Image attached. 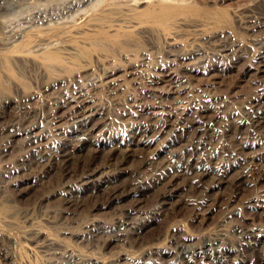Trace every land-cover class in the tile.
Instances as JSON below:
<instances>
[{
  "label": "rangeland",
  "instance_id": "374dc122",
  "mask_svg": "<svg viewBox=\"0 0 264 264\" xmlns=\"http://www.w3.org/2000/svg\"><path fill=\"white\" fill-rule=\"evenodd\" d=\"M71 2L0 0V7L4 6L0 22L9 25L10 19H14L9 25L13 26L11 33H5L0 23V113L4 114L0 129L12 123L25 128L19 124L34 122L38 126L33 131L54 152L56 143L66 139L65 134L73 129L77 118L89 116L92 129L85 140L125 147L126 138L135 139L130 130L132 123L154 122L165 112L172 116L194 104L209 112L224 105L227 111H239L250 95L264 94V59L259 58L258 50L264 32L245 33L236 16L239 8L256 5L255 0H91L76 7ZM135 2L142 3L138 7ZM221 30L244 44L243 57H218L211 45L203 44V37ZM24 39L31 40L33 50L44 43L57 42L64 57L46 61L35 56L28 61L8 63L26 61L28 65L11 70L6 67L8 64L4 66L5 58L18 54L11 50ZM194 47L201 48L203 54L175 55ZM202 55L209 57L204 63L200 61ZM109 70L113 72L106 75ZM76 76L78 80L72 84ZM24 100L26 105H22ZM126 110L132 114L123 115ZM28 115L30 118L20 123ZM29 134H16L12 148L0 159V264H125L127 256L144 259L151 248L168 254L152 253L151 260H144L165 264L163 258L175 253L177 241L186 234L192 238L189 242L199 243L218 232L228 233L225 241L236 251L240 249L237 229L254 230L264 240V154L254 170L258 177L256 187L244 183L241 194L233 200H223L219 195L224 188L215 191L213 198L219 203L224 201V206L216 205L204 217L182 208L181 200L187 193L185 179L180 176L184 180L178 179V190L171 199L172 206L177 205L171 214H180L177 219L170 214L157 215V207L147 205L146 198L139 196L144 212L134 219L138 223L137 233L121 242L112 240L107 246L104 239H87L82 232L94 222L117 224L121 219L117 209L135 202L136 196L121 200L113 208L98 209L85 199L86 204L80 208L64 199L75 202L78 195L84 196L78 181L63 179L61 174L50 178L53 172H44L42 165L26 162L12 177L3 176L9 166L21 168L19 163L30 154L24 145ZM5 137L0 136V147L8 142ZM170 137L166 128L150 145L138 149L135 146L126 166H140L142 158L158 147L163 148ZM217 141L209 140L205 154L215 151ZM256 150L264 152V139ZM168 154L165 151L160 159ZM147 175L141 172V176ZM246 194L259 199L247 203ZM147 216L151 218L148 221L144 219ZM242 253L247 259L245 250ZM248 253L255 256L256 264H264V241L260 251L248 248Z\"/></svg>",
  "mask_w": 264,
  "mask_h": 264
},
{
  "label": "bare ground",
  "instance_id": "6f19581e",
  "mask_svg": "<svg viewBox=\"0 0 264 264\" xmlns=\"http://www.w3.org/2000/svg\"><path fill=\"white\" fill-rule=\"evenodd\" d=\"M90 1L91 0H72L71 6H83L90 3ZM12 2L14 3V1ZM140 3L142 2H135L134 5L139 7ZM255 3L256 5L250 4L246 9L237 8L238 12L236 16L239 18L240 27L245 33L255 34L264 32V0H255ZM1 8L4 9V6L2 5L0 10ZM12 19H10L11 22ZM4 22L6 21L0 23H2L5 33L14 32L12 29L13 26H11L12 28L9 26L11 22H9V25ZM28 27L27 25L24 28ZM19 38H21V36ZM203 38V44H209L214 48L215 56L222 57L233 55L235 59H238L243 57L245 55L244 53H246V48L243 46L244 44L242 45L240 42H237L236 39H232V35L230 37L222 30L207 34ZM56 43L50 41L42 44V46H39L36 50H33L30 45L31 40H20L17 45L15 44V48L11 50L18 54L5 58L4 66L5 64L20 60L28 61L33 57V59H35V56L46 61L63 59L62 47ZM258 50L260 54L259 58L264 59V41L258 42ZM188 51H186L187 53L184 52L175 55L184 57L193 53L200 54L203 52L201 48ZM208 58L209 57L206 55H202L200 61L204 63ZM26 61L14 65L8 64L9 66L6 67L11 68V70L14 68L23 69L24 65L28 66ZM111 72H113V70L107 71L106 75ZM77 80L78 78L76 76L73 78V82L71 80L72 84H75ZM67 83L68 82H65V85H67ZM54 99H56V97ZM26 101L27 100H24L22 105H26ZM245 101V104H243L244 106H242L243 108L239 111H235L236 109H229L227 111L228 108L224 105L221 108L213 110L212 114L209 110L207 111V109L202 108L200 105L194 104L188 107L187 111H177L172 113V116L171 114H167L169 112H165L154 122L146 120L132 123V128L130 130L135 133V139L126 138L123 143L126 144L125 147L122 145L103 143L102 141L85 140L86 133L92 129V118L84 116L77 118L73 129L65 134L66 139L56 143L57 148L53 149L55 150L54 152L49 149L48 144L44 145L40 135L33 131L38 124L34 125V122L25 121L30 118V115H28L20 121V123L23 121L25 122L19 124L24 125V127L26 126L25 128L17 126L18 124L15 126V124L12 123L6 128L0 129V136L5 135L8 138L6 145L0 147V159L5 157L12 148L11 143L14 141L16 134L26 131L30 132L24 143L30 154H28L26 158L23 157V160L19 163L21 168L17 169L9 166L2 174L6 177H12L15 173L21 171L26 162H28L32 165H42V167H44L43 171L48 174L53 172L50 178H53L57 174H61L63 179H75L82 186V193H85L84 196L81 197L78 195L75 202L68 198L64 199L67 201V204L75 203L79 205L80 208L82 205L86 204L84 202L86 201L85 199H87V202H90L94 208L96 207V209H98L102 207L113 208L121 200L136 196L134 199L135 202L132 201L117 209V211L121 213V219L117 224L109 226L94 222L89 226L88 230L85 228L87 231L82 232L84 235L83 237L87 239H104L106 245L109 246V242L112 240L121 242L124 241L125 238L132 237L133 233H137L138 223L134 222V219L138 217L136 216L138 213L144 212V207L140 206L139 196H144L146 198L147 205L154 204L157 207V210L154 212L157 215L170 214V217L172 215V218L175 216L177 219L180 214H171L175 207H177V205L172 206L171 199L176 195L178 190V179H181L179 176L185 179H181V182L184 180L183 186L187 193L184 199L181 200L183 203L181 206L188 210L191 209L196 216L203 215L204 217V214L207 211H211L216 205L220 207L224 206L221 204L224 201L219 203V201L217 202V200L213 198L214 192L217 190L224 188V192H220L219 195L223 197V200L225 198L233 200V198H237L241 194L240 192L243 189L242 185L244 183L250 182L256 187L258 177H256L254 170L258 169L259 160L263 158L264 154V152L261 153V150H256V146L264 139V94L263 96L259 94L250 95ZM54 103H57L56 100H54ZM127 114H132V111L126 110L123 113V115ZM3 115L0 113V120L3 119ZM166 128L171 137L169 141L164 144V147H158L149 152L147 156L138 162L141 163L140 166L128 168L126 165L132 158V148L136 146V149H138L140 148L138 146L150 145L156 136L160 134V131ZM215 139H218L216 142L218 145L217 148L211 154H205L204 150L206 146L210 144L209 140ZM104 146L108 149L103 148ZM165 151L169 154L160 159V155L165 153ZM232 171L234 172L230 175ZM141 172H147L148 175L141 176ZM260 187L261 186H259V188ZM184 188L181 187L180 190H184ZM262 191H264V188ZM246 195H248L246 198L247 203L257 202L259 199L253 197L252 194ZM80 198H83V201L82 199L79 200ZM179 208L180 207H178V210H180ZM144 219L148 221L151 218L147 216ZM224 233L218 232L215 236L201 240L199 243L189 242L192 238L186 234L183 236V239L177 241L175 253H170L168 255L170 258L168 259L163 258L165 260L164 263H257L255 256L253 254L249 255L248 248L253 251H260L261 242L264 241L261 235L251 229H237L236 233L240 238L238 242L240 249L236 251L231 243L227 244L225 237H228L226 235L228 233ZM151 249L144 259H150L149 257L151 256L149 255L152 253H157L159 255H162V251L163 253H167L165 250L158 248H156V250ZM243 250H245L247 254V259L243 258ZM144 259L142 257L127 256L126 262H123L125 264H149V261ZM261 259L264 260V254L261 256ZM76 263L74 262L72 264ZM82 264L90 263L86 262Z\"/></svg>",
  "mask_w": 264,
  "mask_h": 264
}]
</instances>
